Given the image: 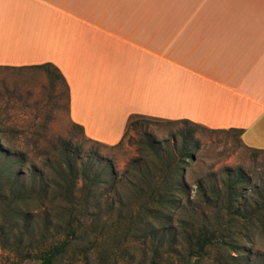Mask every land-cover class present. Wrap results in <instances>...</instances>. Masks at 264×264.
Here are the masks:
<instances>
[{"label": "crops", "instance_id": "obj_1", "mask_svg": "<svg viewBox=\"0 0 264 264\" xmlns=\"http://www.w3.org/2000/svg\"><path fill=\"white\" fill-rule=\"evenodd\" d=\"M43 64L89 139L120 142L137 113L264 149V0H0V66Z\"/></svg>", "mask_w": 264, "mask_h": 264}, {"label": "trees", "instance_id": "obj_2", "mask_svg": "<svg viewBox=\"0 0 264 264\" xmlns=\"http://www.w3.org/2000/svg\"><path fill=\"white\" fill-rule=\"evenodd\" d=\"M52 67L66 83L60 70ZM141 119L157 118L133 114L127 122L124 135ZM164 121L202 125L188 119ZM219 130H234L240 138L243 131L238 128ZM193 133L189 130L183 136L179 152H163L158 143L151 142L152 159L150 155H144L128 165L125 175L129 177L127 185L131 186V199L117 196L119 206L127 208L128 211L120 208L115 213L112 224L115 231H118L123 222L128 225L121 236L115 237L114 234L111 237L101 221L105 214L96 208L98 199L94 194L98 186L118 187L119 183H123L113 166L104 167L98 174H92V167H77L73 160L74 155L64 148L61 152L63 163L59 167L61 179L56 184L57 188L55 186L56 194L52 198V202L63 206L59 224L51 234L49 225L52 220L46 217L43 230L36 235L33 212L29 204L36 197L48 198L49 186L45 184L36 188L33 183L30 184L29 178L22 173L24 154L8 153L1 147L0 243L3 249L14 251L20 256V260H35L33 264H79L81 257L83 261L89 260L90 246L85 245V241L92 243L91 235L97 233L93 241L95 244L99 236L100 239L116 240L118 244L119 237L132 238L141 243L139 260L133 253L119 257L116 250L113 251L110 247L100 251L97 264H119L120 260H123L124 264H205L213 249L221 251L215 256L213 263L216 264H264L252 262L251 254L241 252V244L234 238L238 223L241 229L260 228L264 235V185L254 187L256 199L248 202L250 198L242 194L245 202H238L240 191L250 187L252 181L251 176L242 168L225 171L223 189L218 186V182H197L201 200H204L208 207L215 208L213 217L202 210L189 214L188 219L180 218L177 221L175 213L183 206L184 200L192 202L194 199L193 190L186 179L190 161L195 160ZM254 149L264 151L261 148ZM149 160L153 166L149 164ZM30 178L35 181L37 176ZM78 179L82 181L81 189L87 191L83 199L78 198ZM207 184H211L212 188L205 189ZM86 215L91 218V224L89 228L84 229L81 221L82 216ZM227 217L229 218L226 220ZM225 250L226 253H222ZM236 251L241 254L234 255Z\"/></svg>", "mask_w": 264, "mask_h": 264}, {"label": "rangeland", "instance_id": "obj_3", "mask_svg": "<svg viewBox=\"0 0 264 264\" xmlns=\"http://www.w3.org/2000/svg\"><path fill=\"white\" fill-rule=\"evenodd\" d=\"M154 118L157 119H141L129 129L118 144L115 143L119 141L108 143L96 139L103 142L100 143L89 139L90 136L85 135L83 129L70 120L67 84L54 67L0 66V148H4L8 153H23L25 163L22 165V173L29 178L30 184L33 183L36 188H41L45 184L49 186L48 198L36 197L29 204L33 212L34 233L37 235L43 230L46 217L52 220L49 225L51 234L59 224L63 206L52 202V198L56 194V184L61 179L59 167L63 163L61 152L64 148L69 154L74 155L73 160L77 167L83 165L92 167V174H98L102 168L109 166H113L118 172L123 182L119 183L118 187L102 185L94 190L98 199L96 208L105 214L101 221L104 222L111 237L113 234L114 237L121 236L128 225L127 222H123L118 231H115L112 225L115 213L122 208L118 204L117 196L122 195L126 196V200L131 199L132 193L129 189L131 186L127 185L129 177L125 175L128 165L135 159L143 158L144 155L147 157L150 155L152 159L151 142L158 143L163 152L168 150L179 152L183 136L189 130L194 132L195 160L190 161L186 179L193 190L194 199L192 202L184 200L183 206L175 213L177 221L180 218L188 219L189 214L202 210L214 216L215 208L208 207L207 203L201 200L197 182L200 180L218 182V186L223 189L225 171L228 169L233 171L242 168L252 178L250 187L242 188L240 191L238 202H245L242 194L250 198L248 202L257 198L254 187L264 185L263 150L246 146L238 132L234 130H219L204 125L193 126L189 123L164 121L174 119ZM149 162L153 166L150 160ZM34 175L37 176L35 181L30 178ZM77 182L78 198L83 199L87 191L81 189V179ZM207 185L209 187L206 186L205 189L212 188L211 184ZM91 205L93 207V203ZM122 209L128 211L127 208ZM90 224L91 218L88 215L82 216V227L89 228ZM234 233L235 240L241 244V252L251 254L252 262H264V235L260 228L241 229L238 223ZM96 235L97 233L91 235L93 241ZM119 239V244L111 238L100 239V236L96 244L93 241L92 243L85 241V245L90 246L88 251L90 258L83 261L81 257L79 264H97L100 251L110 247L111 250H116L119 257L133 253L139 260L141 243L132 238ZM219 252L221 251L213 249L205 264H216L213 262ZM224 252L226 253V250L222 251ZM235 254L241 253L236 251ZM20 259L14 251L3 249L0 243V264L35 262L32 259ZM124 263L123 260L119 261V264Z\"/></svg>", "mask_w": 264, "mask_h": 264}]
</instances>
